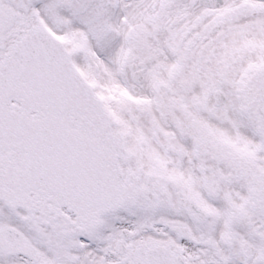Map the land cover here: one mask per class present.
Instances as JSON below:
<instances>
[{
	"label": "snow or ice",
	"instance_id": "1",
	"mask_svg": "<svg viewBox=\"0 0 264 264\" xmlns=\"http://www.w3.org/2000/svg\"><path fill=\"white\" fill-rule=\"evenodd\" d=\"M0 264H264V0H0Z\"/></svg>",
	"mask_w": 264,
	"mask_h": 264
}]
</instances>
